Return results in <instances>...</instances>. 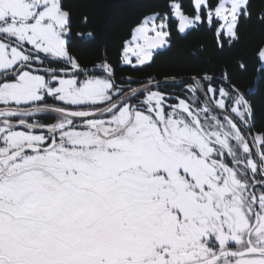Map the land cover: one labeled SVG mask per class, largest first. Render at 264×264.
I'll use <instances>...</instances> for the list:
<instances>
[{
  "label": "snow or ice",
  "instance_id": "obj_1",
  "mask_svg": "<svg viewBox=\"0 0 264 264\" xmlns=\"http://www.w3.org/2000/svg\"><path fill=\"white\" fill-rule=\"evenodd\" d=\"M91 67L65 0H0V264H264V130L246 58L184 77L143 72L178 32L216 48L264 27L251 0H180ZM87 16L77 27L86 28ZM253 56L264 82V45ZM211 64V61H207ZM230 67L237 71H230Z\"/></svg>",
  "mask_w": 264,
  "mask_h": 264
},
{
  "label": "trees",
  "instance_id": "obj_2",
  "mask_svg": "<svg viewBox=\"0 0 264 264\" xmlns=\"http://www.w3.org/2000/svg\"><path fill=\"white\" fill-rule=\"evenodd\" d=\"M188 15H192L191 0H180ZM66 6L73 13V37L77 32H92L94 38L86 42L77 41L73 46V54L77 55L83 65L92 66L105 50L116 66L119 62L121 44L129 38L130 29L145 15L153 12L165 13L169 0H65ZM254 14L264 10V0H251ZM87 16L86 28L77 27L82 17ZM171 43L158 52L150 66L143 72H133L128 66H120L118 76L136 75L141 79L146 75H175L177 77L192 76L209 67L222 68L231 66L242 57L248 63V72L241 74L238 83L250 88L254 103L256 130H264V82L259 81L254 72V50L264 45V27L252 21L241 22L239 27L240 40L232 47L225 46L223 51L216 48L211 30L204 27L191 29L181 35L177 27L171 30ZM211 61L208 64L207 61ZM230 71L236 72L230 67Z\"/></svg>",
  "mask_w": 264,
  "mask_h": 264
},
{
  "label": "rangeland",
  "instance_id": "obj_3",
  "mask_svg": "<svg viewBox=\"0 0 264 264\" xmlns=\"http://www.w3.org/2000/svg\"><path fill=\"white\" fill-rule=\"evenodd\" d=\"M174 27H175V28L178 27V22L173 18V20H172V22H171V25H170L171 30H172V28H174ZM188 32H189V31H188ZM188 32H187V33H188ZM187 33H186V34H187ZM186 34H185V35H186ZM165 48H166V46H165L164 48H161V49L156 50L155 55H156L158 52L164 50ZM155 55H154V57H155ZM120 66H125V65H122V64H121Z\"/></svg>",
  "mask_w": 264,
  "mask_h": 264
},
{
  "label": "water",
  "instance_id": "obj_4",
  "mask_svg": "<svg viewBox=\"0 0 264 264\" xmlns=\"http://www.w3.org/2000/svg\"><path fill=\"white\" fill-rule=\"evenodd\" d=\"M189 30L186 31V33L188 32ZM186 33H181L182 35H185Z\"/></svg>",
  "mask_w": 264,
  "mask_h": 264
},
{
  "label": "bare ground",
  "instance_id": "obj_5",
  "mask_svg": "<svg viewBox=\"0 0 264 264\" xmlns=\"http://www.w3.org/2000/svg\"><path fill=\"white\" fill-rule=\"evenodd\" d=\"M183 10H184V8H183ZM185 11V13H186V10H184ZM187 14V13H186Z\"/></svg>",
  "mask_w": 264,
  "mask_h": 264
}]
</instances>
